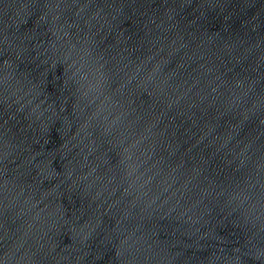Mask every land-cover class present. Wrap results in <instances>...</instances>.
<instances>
[{"label": "water", "instance_id": "water-1", "mask_svg": "<svg viewBox=\"0 0 264 264\" xmlns=\"http://www.w3.org/2000/svg\"><path fill=\"white\" fill-rule=\"evenodd\" d=\"M0 264H264V0H0Z\"/></svg>", "mask_w": 264, "mask_h": 264}]
</instances>
